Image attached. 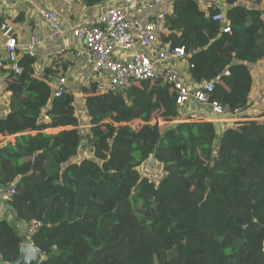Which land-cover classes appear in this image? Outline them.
<instances>
[{"label":"trees","instance_id":"trees-1","mask_svg":"<svg viewBox=\"0 0 264 264\" xmlns=\"http://www.w3.org/2000/svg\"><path fill=\"white\" fill-rule=\"evenodd\" d=\"M224 1L214 21L215 6L169 0L173 32L164 39L191 53L194 80L216 79L213 97L231 111L246 105L248 65L264 59V0ZM17 58L22 72L3 78L10 115L0 134L10 139L0 145V186H15L16 221L43 223L31 236L38 264H264V119L221 134L210 121L172 124L179 109L169 86L137 82L115 94L95 81L81 88L90 124L81 130L79 98L52 97L44 80L60 68L37 76L36 57ZM111 122L124 125L112 131ZM153 150L158 176L140 172ZM25 240L15 221L0 219L2 263Z\"/></svg>","mask_w":264,"mask_h":264},{"label":"built area","instance_id":"built-area-1","mask_svg":"<svg viewBox=\"0 0 264 264\" xmlns=\"http://www.w3.org/2000/svg\"><path fill=\"white\" fill-rule=\"evenodd\" d=\"M46 5L40 1L38 11L49 32L43 37L31 34L25 44V51L30 56L36 55L38 46L53 42L64 33L57 12ZM226 5L224 0L215 5L217 11L211 15L212 20L222 21ZM169 10V0H118L115 4L99 6L86 20L72 26V36L80 41L88 54L91 79L97 80L106 73L107 77L100 79V90L115 94L125 93L137 82L165 84L175 92L178 109L195 102L207 108L215 119L236 126L237 116L245 107H236L231 111L225 109L221 101L213 97L215 78L205 80L194 87L188 86L182 79L174 61L180 60L190 70L193 67L189 61L191 53L183 46H171L165 39L161 49L155 47L154 44L158 40L173 32L169 27ZM222 31L229 32L230 27L223 26ZM13 34L12 24L0 19V68H5L8 73L19 74L22 68L17 64V41ZM125 53H129V56L121 58ZM224 74L228 75L229 72ZM46 84L52 90V97H59L68 92L67 79L64 76ZM258 107L264 114V99L259 102ZM15 192L14 184L0 186V204L10 208L9 201ZM18 225L26 237L23 243L33 244L31 236L43 223L32 219L21 221ZM36 250L39 252L37 248Z\"/></svg>","mask_w":264,"mask_h":264},{"label":"crops","instance_id":"crops-1","mask_svg":"<svg viewBox=\"0 0 264 264\" xmlns=\"http://www.w3.org/2000/svg\"><path fill=\"white\" fill-rule=\"evenodd\" d=\"M40 1L47 4L48 8L57 12L60 21L64 28L63 35L50 43H44L37 47L36 62L33 66L34 74L41 76L45 68L53 65L54 68L58 66L60 72L44 79L55 82L57 77L64 76L67 79V91L75 98H79L76 102V116L79 120L80 128L83 123H87L86 126L90 127L88 116L86 114L84 104L82 101L81 88L87 86L90 82L97 83V87L100 88V79L107 77V74L103 73L97 80H92L90 76V66L88 54L86 53L83 45L75 39L70 28L75 24L86 20L89 14L96 12L99 6L107 4H115L118 0H100L92 7H87L83 1L76 3L75 0H0V19L12 24L14 29V38L17 41V51L25 52V44L29 41L31 34H35L39 37L45 36L48 32V26L40 16L38 8ZM221 0H197L199 4H203V10H206L211 6L220 4ZM264 2L258 6L259 9H264L262 6ZM264 11V10H263ZM19 16V17H17ZM264 18V12L262 13ZM17 17V21L13 22V19ZM164 38L158 40L154 45L155 47L162 48ZM125 55L129 56V53L121 55L124 58ZM175 67L182 74L184 82L190 86H198L204 82V80L196 81L193 79L190 70L182 64L180 60L174 61ZM251 73V87L247 96L246 105L244 111L237 116V124L245 119H264L263 113L260 112L258 104L264 99V59L258 60L248 65ZM1 69V68H0ZM3 69V68H2ZM0 71V119H5L10 115V94L3 90V78L9 75L7 70ZM42 79V78H41ZM48 80V81H47ZM51 89V88H50ZM52 91V90H51ZM179 116L172 122L178 123L181 121H210L214 124L218 134H221L225 127L234 125L229 122H223L222 120L215 119L207 108L197 105L195 102H190L181 107L178 112ZM42 116L41 121L48 122L49 118ZM137 121V120H135ZM133 121L132 123H135ZM160 121V120H159ZM162 121V120H161ZM236 124V123H235ZM60 128H48L45 132L54 133L59 131ZM10 139V135L0 134V145ZM7 219L15 221L16 227L21 234L20 221H16L14 213L11 208L6 205L0 204V219ZM0 264L2 261L0 259Z\"/></svg>","mask_w":264,"mask_h":264},{"label":"water","instance_id":"water-1","mask_svg":"<svg viewBox=\"0 0 264 264\" xmlns=\"http://www.w3.org/2000/svg\"><path fill=\"white\" fill-rule=\"evenodd\" d=\"M155 150H153L149 157V163L154 162ZM42 257L33 244L22 243L19 247L18 257L11 263L8 264H38ZM7 264V263H2Z\"/></svg>","mask_w":264,"mask_h":264},{"label":"rangeland","instance_id":"rangeland-1","mask_svg":"<svg viewBox=\"0 0 264 264\" xmlns=\"http://www.w3.org/2000/svg\"><path fill=\"white\" fill-rule=\"evenodd\" d=\"M81 1H83V0H75V2L76 3H79V2H81ZM203 2H202V5L200 4V6L203 8L204 6H203ZM263 7H264V5H262ZM264 10V9H263ZM136 123H130V124H133L134 125V127L135 126H137V125H141L142 124V122L141 121H135ZM153 122H155V123H157V124H161L162 123V121H161V119H160V121H158L157 119H155ZM101 124H103V121L101 122ZM87 125V123H83V125L80 127V129L81 130H85V129H87V128H89V126H86ZM124 124H115V123H113V122H111L110 123V128H112V131L114 130H116V129H119V128H121L122 126H123ZM103 126H104V124H103ZM85 144V142H83V145ZM84 150V149H83ZM140 172L141 173H146V174H148V175H150V176H154V175H159V173H161L160 172V169H159V166L156 164L155 165V163L153 162V163H149V160L147 161V163H145L141 168H140ZM9 222H11L12 223V220H9Z\"/></svg>","mask_w":264,"mask_h":264}]
</instances>
